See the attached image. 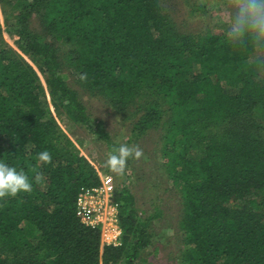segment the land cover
<instances>
[{
    "label": "trees",
    "instance_id": "obj_1",
    "mask_svg": "<svg viewBox=\"0 0 264 264\" xmlns=\"http://www.w3.org/2000/svg\"><path fill=\"white\" fill-rule=\"evenodd\" d=\"M0 4V160L23 169L33 189L0 199V264H138L156 242L152 222L161 213H140L125 183L112 190L119 245L103 243L101 229L77 216L81 189L100 178L58 124L46 88L57 114L111 149L120 145L68 84L66 64L133 122L131 140L161 130L163 164L182 204L179 264H264V81L243 70L264 54V39L238 38L232 28L180 31L161 0ZM194 139L205 144L200 152L189 151ZM45 150L51 164L37 159Z\"/></svg>",
    "mask_w": 264,
    "mask_h": 264
},
{
    "label": "rangeland",
    "instance_id": "obj_2",
    "mask_svg": "<svg viewBox=\"0 0 264 264\" xmlns=\"http://www.w3.org/2000/svg\"><path fill=\"white\" fill-rule=\"evenodd\" d=\"M161 2L179 30L186 33H200L209 28L230 31L237 12L236 0H161ZM0 16L4 20L1 4ZM32 26L40 27L37 17L33 18ZM3 37L11 46L18 48L16 35L4 29ZM261 63H264V54H254L243 63L244 69H242L254 70L255 77L257 76L259 81H264V68H259L258 65ZM74 69L70 64L64 66L68 84L78 91L91 118L94 121H101L114 143L138 145L143 150V156L138 161L130 159L123 176H117L109 171L104 164L113 149L105 140L92 133L87 125L72 121L66 114H57L46 88V101L52 108L58 124L74 141L81 153L96 167L99 175L109 173L112 176L113 190L119 189L125 183L132 190L140 213L145 216L158 210L161 213V216L152 222L156 242L144 250L138 264H179L178 257L184 248L179 229L182 204L180 190L168 176L163 164L161 130H150L138 139L131 140L133 122L116 113L103 97L81 86L74 75V72H77ZM221 83L226 84L227 81L221 78ZM44 85L46 87V84ZM204 145L203 142L194 139L188 148L191 153H196L200 152ZM118 226L121 228L119 221ZM113 232L110 228L102 230V242L108 243L106 240L111 238ZM121 236L122 231L119 242Z\"/></svg>",
    "mask_w": 264,
    "mask_h": 264
},
{
    "label": "clouds",
    "instance_id": "obj_3",
    "mask_svg": "<svg viewBox=\"0 0 264 264\" xmlns=\"http://www.w3.org/2000/svg\"><path fill=\"white\" fill-rule=\"evenodd\" d=\"M237 12L232 25V32L238 38L250 36L254 43L264 39V0H236ZM82 81H86L87 75L80 76ZM143 150L138 145L129 146L121 144L114 148L108 156L104 166L117 176H123L126 172L130 159L140 160ZM37 159L44 164L52 163V156L48 151L38 153ZM43 175L37 173L35 182L40 184ZM32 182L28 175L15 167L0 160V199L5 197H16L18 193L32 192Z\"/></svg>",
    "mask_w": 264,
    "mask_h": 264
},
{
    "label": "built area",
    "instance_id": "obj_4",
    "mask_svg": "<svg viewBox=\"0 0 264 264\" xmlns=\"http://www.w3.org/2000/svg\"><path fill=\"white\" fill-rule=\"evenodd\" d=\"M99 178V185L81 189L77 198L76 214L86 225L98 227L104 231L108 228L113 229L114 234L111 238H107V244L119 245L120 204L112 201V176L109 173H103L99 175Z\"/></svg>",
    "mask_w": 264,
    "mask_h": 264
}]
</instances>
